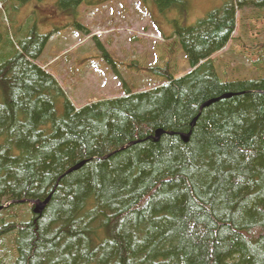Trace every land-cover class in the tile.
Returning a JSON list of instances; mask_svg holds the SVG:
<instances>
[{
	"label": "trees",
	"instance_id": "16d2710c",
	"mask_svg": "<svg viewBox=\"0 0 264 264\" xmlns=\"http://www.w3.org/2000/svg\"><path fill=\"white\" fill-rule=\"evenodd\" d=\"M28 1L0 0V264H264V76L212 58L264 0L179 28L185 75L138 65L164 82L80 108L37 63L53 32L15 20Z\"/></svg>",
	"mask_w": 264,
	"mask_h": 264
},
{
	"label": "rangeland",
	"instance_id": "374dc122",
	"mask_svg": "<svg viewBox=\"0 0 264 264\" xmlns=\"http://www.w3.org/2000/svg\"><path fill=\"white\" fill-rule=\"evenodd\" d=\"M67 1L29 0L12 10L26 34L33 26L41 34L53 32L37 63L55 75L77 108L164 82L138 65L170 62L176 76L185 75L191 68L175 32L224 5V0H182L161 10L155 0H87L78 7ZM237 18L233 38L212 56L217 71L224 80L264 76V50L260 62L253 61L260 54L257 45L264 44V13L238 10ZM4 19L13 37L7 14Z\"/></svg>",
	"mask_w": 264,
	"mask_h": 264
},
{
	"label": "water",
	"instance_id": "95a60500",
	"mask_svg": "<svg viewBox=\"0 0 264 264\" xmlns=\"http://www.w3.org/2000/svg\"><path fill=\"white\" fill-rule=\"evenodd\" d=\"M207 104H209V103H207ZM160 134H161V131H158L157 132V138L159 137ZM184 137L186 140L188 139V135H185ZM47 202H48V199L42 203H38L36 208H35V213H41L43 211V209L45 208V206L47 205ZM33 203H35V202L33 201Z\"/></svg>",
	"mask_w": 264,
	"mask_h": 264
}]
</instances>
